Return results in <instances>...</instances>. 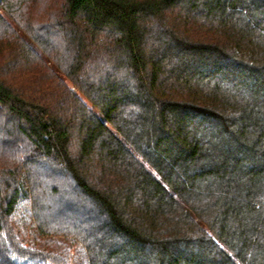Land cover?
<instances>
[{
  "label": "trees",
  "instance_id": "1",
  "mask_svg": "<svg viewBox=\"0 0 264 264\" xmlns=\"http://www.w3.org/2000/svg\"><path fill=\"white\" fill-rule=\"evenodd\" d=\"M0 264H264V0H0Z\"/></svg>",
  "mask_w": 264,
  "mask_h": 264
}]
</instances>
